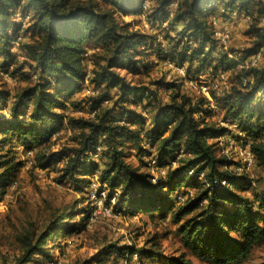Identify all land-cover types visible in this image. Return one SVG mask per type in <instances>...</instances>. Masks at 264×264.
<instances>
[{
  "label": "trees",
  "instance_id": "16d2710c",
  "mask_svg": "<svg viewBox=\"0 0 264 264\" xmlns=\"http://www.w3.org/2000/svg\"><path fill=\"white\" fill-rule=\"evenodd\" d=\"M172 1L149 0L146 12L149 24L160 26L166 21L170 28H177L178 38L165 37L168 49L160 47L159 56L186 65L189 75H215L223 71L233 76L229 94L218 98L219 95L211 93V98L221 103L226 118L237 122L243 136H233L250 143L255 164L264 168V26L259 25L264 17V2H258L254 8L252 0H179L169 17ZM143 2L0 0L1 65L5 68L16 65L12 48L21 37L25 39L19 41L25 60L14 72L28 75L22 70L27 67L37 76L35 83L13 95L0 88V111L12 99L9 115L0 114V199L17 181L22 167L12 148V139L28 147L35 141L48 143L66 118L67 124L78 130L79 140L73 153L50 151L48 147L38 150L34 168L58 167L63 161L60 167H55L60 181L72 179L83 187L89 185L88 175L98 170L100 182L109 186V197L119 191L113 206L115 212L156 214L162 219L170 214L185 246L199 259L216 264H240L254 247L264 244V186L253 198L233 190V187L244 189L247 180L233 170L237 162L218 154L214 142L209 141L229 133L210 119L209 100L203 96L194 100L181 91L177 82H158L170 89V98L157 103L148 126L141 120V114L128 108L144 99L149 105L155 95L147 87L128 81L121 73L125 70L130 75H140L150 67V62L141 58L149 37L131 29V22L123 20L125 16L139 15ZM218 5L224 9L222 16L227 11L255 15L245 32L250 45L234 52L232 58L224 53L213 57L217 40L211 17L218 12ZM16 12L23 20L29 16L26 25L23 20H12ZM190 42L193 46L187 45ZM258 51L262 52L258 66L235 72V68ZM87 60L92 65L89 70ZM85 81L95 90L89 103L90 110H96V114L64 117L60 111L66 98L81 90ZM112 99V104L107 106ZM28 105L30 112L24 113L23 108ZM102 106L107 107L100 111ZM115 107H121L123 112H114ZM99 142L103 144L101 157L106 159L102 168L92 157ZM130 143L144 156H155L158 167H166V174L153 182L147 163L146 172L128 162L125 149ZM167 159L176 161V166L172 167ZM224 180L226 184L222 183ZM185 185L193 188L194 194L178 203L175 192ZM78 216L82 218L75 222ZM90 216L89 206L55 211L40 236L34 238L27 232L20 237L22 252L14 263L30 264L39 254L50 257L42 247L48 241L59 245L61 237L82 233L90 224ZM133 253L149 261L159 260L161 264H196L184 255L163 258L156 238L151 248L107 244L81 264H105L113 255L123 260Z\"/></svg>",
  "mask_w": 264,
  "mask_h": 264
},
{
  "label": "rangeland",
  "instance_id": "374dc122",
  "mask_svg": "<svg viewBox=\"0 0 264 264\" xmlns=\"http://www.w3.org/2000/svg\"><path fill=\"white\" fill-rule=\"evenodd\" d=\"M261 1L264 2V0H252L251 5L256 8L258 2ZM218 7V12L211 17L215 25L214 29L218 26L219 30L223 28L231 30V37L226 44V50L233 57L234 52H239L250 45L249 37L245 35V32L252 23V17H255V15H252L253 13L248 15L244 12H236L234 15L232 11H227L225 17L222 16L224 9H220V5ZM141 10L142 12L139 15L125 16L123 20L131 22V29L138 30L149 37L148 43L144 47L145 49L142 50L143 54L141 56L143 57L141 58L145 62H150V67L147 72H143L140 75H130L125 70H121V73L127 77L128 81H132L133 84L145 86L154 92L155 95L151 104L148 105L147 99H144L138 105H134L133 107L128 106L136 114H141L143 118L141 120H144V125L148 126V119L156 110L157 103L160 101L167 102L170 98V89L162 87L158 82H177L180 84L181 91L188 96L194 95V90L190 88L187 77L182 76L172 68L165 67L163 65V56L160 57L158 54L160 47L163 48L162 45L167 43L165 37L178 38L177 28H170L167 24L165 26L151 25L146 20L147 10ZM245 15H248L249 18L246 19ZM12 20L21 22L23 19L21 14L16 12L12 16ZM26 21L28 19L24 18L23 23L25 25ZM221 23L224 24L222 25ZM259 25L264 26V17L260 19ZM21 41L24 42L25 39L23 38ZM187 45L193 46V43L190 42ZM219 46L217 43V48L213 55L214 58L218 56L216 52L219 50ZM12 50L16 56V65L14 67H3L1 65L3 59H0V88L9 91L11 95L21 90L24 86L35 83L37 80V76L33 75L27 67L22 70H25L23 72L28 73V75L21 76L20 73L14 72L15 68L24 62L25 52L20 44L14 43ZM220 53L222 52L219 51ZM86 66L88 70L92 67L90 60L86 61ZM184 66L186 68V65ZM239 69H241L239 66L235 68V72ZM231 74H233L232 71ZM25 77H29L30 80ZM228 82L230 85L234 84L233 76L230 73L228 74ZM94 91L89 81H85L82 84L81 90L66 98L65 105L60 112L67 118L88 117V112L91 109L89 97ZM224 94H220L218 98L225 97L229 92L226 95ZM11 101L12 99H8L6 103L8 107L1 110L0 114L9 115ZM112 101L113 99L106 105L110 106ZM217 105L219 106V110L215 114L212 113L210 119L212 122L220 125V121L225 117V109L220 102ZM107 106H102L100 111ZM118 111L123 112L121 107H115L114 112ZM23 112L29 113L30 105L23 108ZM56 132H58L57 135L52 136L48 143H38L35 141L32 143L33 146L30 145L29 147L16 138H13L11 141L13 142L12 148H14L13 150L17 158L22 161V167L18 172L16 184L7 188L5 195L0 199V264H15L16 256L22 252L20 237L27 234V232L34 238L40 236V231L55 211L72 206L80 209L90 205L87 200V186L83 187L72 179L60 181L59 173L55 169L57 166L52 165L49 169L45 170L25 167V152L30 147L35 148L36 152L48 147L50 151L63 150L68 155L73 153V149L77 146L79 140L78 130L70 127L65 118V120L61 121ZM233 135H237V137L243 136L238 129L235 130ZM234 138L233 140L236 139ZM209 141L213 142L214 140L210 138ZM229 143H224V146H216L218 154H225L222 148L225 150V146L228 145L227 148L229 147L230 149H228L226 155L230 158H235V161L240 163L241 160L238 157L239 155L234 151V145L231 146ZM125 152L128 162L147 172L146 163L149 156H144L132 143L127 145ZM105 161L104 157L98 159L97 163L100 168L103 167ZM62 162L59 163L58 167L61 166ZM251 175L254 179V184L247 181L244 189L238 190L236 187H233V190L245 194L250 198L260 193L264 186L262 181L264 179V168L254 164L251 168ZM185 191L186 188H183V192ZM81 218L80 216L75 217L74 221L80 222ZM177 228L178 225L172 221L170 214L166 219H162L156 214L139 213L131 215L126 210L121 212L114 211V214L108 218H97L96 221L90 223L87 229L80 234L74 233L70 236L61 237L59 245H54L53 241H48L42 248L47 249L50 257L45 258L40 254L36 255L34 261L30 264H81L84 261L90 260L95 254H98L100 249L107 244L113 243L124 246L134 245L137 248H151L153 247V240L155 238L161 244L163 258L184 255L192 259L196 264H216L211 261L201 260L195 256L185 246L180 234L177 232ZM138 256L140 255L138 254ZM262 263H264V244L254 247L250 255L240 264ZM105 264H161V262L159 260L155 262L149 261L141 257H138L135 261L125 262L124 259L121 260L113 255L109 257Z\"/></svg>",
  "mask_w": 264,
  "mask_h": 264
},
{
  "label": "built area",
  "instance_id": "2783aa9c",
  "mask_svg": "<svg viewBox=\"0 0 264 264\" xmlns=\"http://www.w3.org/2000/svg\"><path fill=\"white\" fill-rule=\"evenodd\" d=\"M179 4V0H173L169 7H168V14L169 17L172 16L174 9ZM150 3L149 0H144L142 3V9L147 10ZM142 12V10H141ZM234 15L236 12H232ZM245 18L248 19L249 16L245 15ZM25 19H29V16L25 17ZM167 24L166 21L162 22L160 25L165 26ZM216 29V30H215ZM214 29V36L217 39V43L220 45L219 50L216 52V54H219V51L222 53L228 55L229 57H232V54L228 53L226 50V44L231 37V30L228 28H223L219 30L217 27ZM21 37H18L14 44H19V41L21 40ZM163 49H168L167 43L162 45ZM262 58V52L258 51L254 55L248 57L245 59L240 65L239 68H250L254 66H258L259 62ZM163 65L165 67L172 68L176 70L178 73H180L182 76L187 77L189 80L190 88H193L194 95H191V97L196 100L199 97L203 96L206 97L209 100V108L211 109L212 113L215 114L219 110V106L217 103L213 101L211 98V93H215L216 95L224 94L230 91L231 85L228 82V73L227 72H218L215 75L212 74H200V75H189L186 72L184 65H179L176 62H173L169 60L168 58H163ZM247 83V79H243V85ZM96 114V110H90L88 112L89 117H93ZM220 125L224 128H226L229 133L225 135H219L217 137L213 138V142L215 146L223 145L226 142H230L229 144L232 146L234 145V151L236 152L238 157L240 158L241 162H237V166L234 167V171L238 175H243L246 177V180L249 183L254 184V179L251 175V168L255 164L254 155L250 150V143L249 142H243L241 140H233V134L236 129H238V124L236 121H233L229 118L224 117L223 120L220 121ZM58 132L53 133V137L57 135ZM239 142H237V141ZM228 145H226V149L222 148V151L224 156L228 157L229 159L236 160L235 158H230L227 156V151L230 149L227 148ZM216 147V148H217ZM103 150V144L102 142L97 143V145L94 148V151L92 152V157L94 160L98 161L101 157V152ZM26 151V150H25ZM25 167L26 168H34L35 166V154L36 149L35 148H28L25 152ZM166 162H169L172 167L176 166L177 162L173 160L167 159ZM236 162V161H235ZM147 166L149 168V172L152 176V181L156 182V180L164 176L166 174V167H158L157 165V159L155 156L151 155L148 158ZM39 169V168H35ZM189 174H193V170L189 171ZM99 171L96 170L94 173L88 175L89 179V185L87 186V200L90 203L91 208V216H90V223L96 221L97 218L103 217L108 218L114 214V208L113 206L116 204L117 197L119 191H114L113 195L109 197L110 189L109 186L106 183L100 182L99 178ZM17 181H15L11 186H14ZM223 184H226V181H222ZM183 188H186V191L183 192ZM194 194V189L189 186H182L181 188L177 189L175 192V197L178 203H183L187 197L192 196ZM138 253H133L130 258L124 259L125 262L127 261H135L138 259Z\"/></svg>",
  "mask_w": 264,
  "mask_h": 264
},
{
  "label": "crops",
  "instance_id": "0c3cea01",
  "mask_svg": "<svg viewBox=\"0 0 264 264\" xmlns=\"http://www.w3.org/2000/svg\"><path fill=\"white\" fill-rule=\"evenodd\" d=\"M224 19H225V17H224ZM222 25L224 24V23H221ZM218 27V26H217Z\"/></svg>",
  "mask_w": 264,
  "mask_h": 264
}]
</instances>
